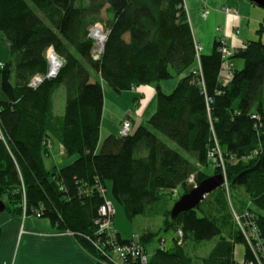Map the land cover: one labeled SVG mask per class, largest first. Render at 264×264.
Here are the masks:
<instances>
[{
	"label": "trees",
	"instance_id": "trees-1",
	"mask_svg": "<svg viewBox=\"0 0 264 264\" xmlns=\"http://www.w3.org/2000/svg\"><path fill=\"white\" fill-rule=\"evenodd\" d=\"M96 23L108 32L97 60L90 36ZM0 34L9 41L12 54L0 68L4 212L22 216L25 201L27 215L38 213L59 232H71L101 261L107 256L94 241L106 235L99 232L95 220L101 217L102 205L109 200L114 205L115 199L130 219L164 217L160 231L138 235L146 251L162 230L174 229V244L167 248L166 239L160 237L150 264H193L191 242L197 246L215 237L219 239L203 258L204 264H238L235 247L239 242L246 244L245 257H249L230 202L240 214H254L264 239L261 39L249 40L234 51L229 59L243 64L235 68L230 64V76H225L227 65L216 38L212 52L200 56L204 86L191 71L199 43L185 0H0ZM51 48L63 60L55 77H47ZM91 69L100 73L102 81L91 79ZM36 75L44 78L33 86ZM180 76L171 92L163 91L162 81ZM104 83L116 92L153 85L157 108L146 123L131 127L127 134L107 136L99 148ZM62 85L65 108L63 114H56L53 94ZM53 136L67 155L77 158L49 170L44 156L50 153L48 142ZM216 173H225L227 185L209 193L197 207L171 217L182 194ZM108 183L113 199L107 196ZM179 229L184 234L182 243ZM116 232L122 245L133 240Z\"/></svg>",
	"mask_w": 264,
	"mask_h": 264
},
{
	"label": "crops",
	"instance_id": "crops-1",
	"mask_svg": "<svg viewBox=\"0 0 264 264\" xmlns=\"http://www.w3.org/2000/svg\"><path fill=\"white\" fill-rule=\"evenodd\" d=\"M185 1L192 29L197 42L202 47V53L212 52L215 39L221 35H225V40L232 51L251 40L250 20L259 21L258 13L254 11L251 1ZM225 7L237 10L238 13H227ZM206 8L209 9V13L204 15ZM238 28L240 32L236 35ZM11 57L10 43L0 34V62L5 63ZM236 61L242 66L243 62L240 59L230 60L227 69L222 72L223 75L230 76L232 70L228 66L232 64L233 68L238 67ZM181 77L162 81L161 88L167 93L171 92ZM91 79L102 81L97 71L94 72V77L91 73ZM104 88L105 106L99 148L104 141V135H120L123 119L131 115L132 129H135L140 124L146 123L157 108L156 89L153 85H141L122 92L114 91L107 83H104ZM0 97H4L1 90V76ZM0 264H99V260L74 235L59 232L49 219L34 214L23 219L22 216L2 212L0 213ZM193 264H204V261L202 259L197 263L194 260Z\"/></svg>",
	"mask_w": 264,
	"mask_h": 264
},
{
	"label": "built area",
	"instance_id": "built-area-1",
	"mask_svg": "<svg viewBox=\"0 0 264 264\" xmlns=\"http://www.w3.org/2000/svg\"><path fill=\"white\" fill-rule=\"evenodd\" d=\"M187 8V6H186ZM227 13H235L237 14V10H232L230 8H225ZM209 13V9H205L204 15ZM240 30L237 29L235 32L236 35H239ZM108 32L103 27L101 23H96L93 25L90 31V36L95 40V48L92 51L93 59L97 60L101 57V54L104 51V43L107 39ZM221 46L220 51L222 52V57L224 59L229 58L233 51L229 48L228 43L225 40V35L220 38ZM198 54L196 59V66L192 68V72L198 75L200 82L205 86L204 76L202 72V65H201V53L202 47L198 44L197 46ZM53 55L59 58L53 48H51L47 54L50 58L51 63L53 64ZM59 67L48 72L47 77H55L59 73L62 61L58 59ZM198 63V64H197ZM4 63L0 62V67H2ZM44 76L36 75L32 81L31 85L37 86L42 80ZM259 117V116H258ZM132 127L131 120L129 118L124 119L122 123L121 133L127 134ZM48 146H51V141L48 142ZM225 175V173H224ZM226 175H225V182H226ZM191 182H194V178H191ZM24 210L23 216H27V208L26 203L24 201ZM230 205L233 209V216L234 220L236 221L238 227L241 229L243 234L245 235V239L248 243V253L249 257H245L242 261L238 262V264H264V239L261 237L256 225L255 221L253 220L254 214L250 213L249 211H245L244 213L240 214L235 209L234 205L230 202ZM115 213V207L112 201H107L105 204L102 205L100 209L101 217L96 219L95 221L99 224V232L101 234H105L106 238L103 240L94 241L96 248L103 253L106 259H102L100 263L102 264H150L149 255L146 249L139 241V236L136 235L133 240L130 242L124 243L123 245L120 244L118 240V235L116 230H114L112 226V216ZM35 214V213H34ZM37 217L40 215L38 213L35 214ZM72 234L71 232H67ZM183 231L181 229L177 232L178 242H183ZM107 243V244H105ZM109 245V248L107 247Z\"/></svg>",
	"mask_w": 264,
	"mask_h": 264
},
{
	"label": "rangeland",
	"instance_id": "rangeland-1",
	"mask_svg": "<svg viewBox=\"0 0 264 264\" xmlns=\"http://www.w3.org/2000/svg\"><path fill=\"white\" fill-rule=\"evenodd\" d=\"M253 9H255L254 11L258 13L257 16L259 18V21H256L255 19L250 20V37L249 38L251 40L261 39L264 43V31H261V27L262 25H264V9L254 3H253ZM58 59L62 61V66H63V60L60 57ZM48 61H49V70L51 72L52 70H54V68H53V64L51 63L49 57H48ZM229 61H230L229 58L225 59L224 61L225 65H228ZM236 63L238 64V67L241 66V64H239L238 61H236ZM194 66H196V64ZM95 71L96 70L91 69L92 77H94ZM53 100H54L55 112L57 114H63L64 108H65V100H66V87L64 85H62L55 91L53 95ZM111 102L112 101L109 98V104H111ZM106 137L107 135H104V139ZM162 138L170 146L177 149L178 151L183 153L185 156H189V154L177 143L173 142L171 139L167 138L166 136H162ZM76 158H77L76 155H67L64 152L63 146L61 145L59 140L55 136H53L51 147H50V153L44 156V161H45L46 167L49 170H51L54 167L60 168L67 164H70ZM107 189H108L107 196L110 199H113L110 183H108ZM240 194H242V191H240ZM113 201H114V206H115L114 228L120 231L124 239H132L136 235H140L148 230L158 232L160 231V229L163 228L164 226L163 216L151 217V216L138 215L134 217L133 219H130L128 215L126 214L123 205L117 202L115 199ZM235 203L237 204L236 198H235ZM27 216L24 217L22 215L23 219L26 218ZM63 233H67V232H63ZM174 233L175 232L173 228L169 230L167 229L162 230L161 233L155 237L154 241L147 245L148 253L151 255L155 251V249L161 245L160 237H163L164 240L166 239V242H164V245L167 248L172 246L174 244V239H173ZM218 239L219 237H215L211 240L203 241L197 246H195V243L191 242V244L189 245V250H190V254L193 257V259L196 260V262L198 263V261L200 262L204 257L208 256L211 253ZM246 249L247 247L245 243L239 242L236 244L235 260L237 262H240L245 258Z\"/></svg>",
	"mask_w": 264,
	"mask_h": 264
},
{
	"label": "water",
	"instance_id": "water-1",
	"mask_svg": "<svg viewBox=\"0 0 264 264\" xmlns=\"http://www.w3.org/2000/svg\"><path fill=\"white\" fill-rule=\"evenodd\" d=\"M250 1L264 9V0ZM224 181L223 173H216L203 179L198 185L179 197L171 209V217L174 218L183 211L197 207L209 193L221 187ZM5 209L6 203L0 199V213L4 212Z\"/></svg>",
	"mask_w": 264,
	"mask_h": 264
},
{
	"label": "bare ground",
	"instance_id": "bare-ground-1",
	"mask_svg": "<svg viewBox=\"0 0 264 264\" xmlns=\"http://www.w3.org/2000/svg\"><path fill=\"white\" fill-rule=\"evenodd\" d=\"M195 65V64H194ZM59 67L58 59L55 55H53V68L57 69ZM194 67V66H193Z\"/></svg>",
	"mask_w": 264,
	"mask_h": 264
}]
</instances>
